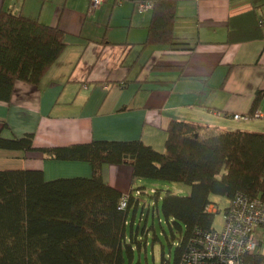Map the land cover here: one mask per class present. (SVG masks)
Instances as JSON below:
<instances>
[{
  "label": "crops",
  "instance_id": "1",
  "mask_svg": "<svg viewBox=\"0 0 264 264\" xmlns=\"http://www.w3.org/2000/svg\"><path fill=\"white\" fill-rule=\"evenodd\" d=\"M88 6L0 0V9L59 26L66 42L38 85L17 82L11 101H0V136L31 133L37 149L141 140L163 152L173 119L264 132V0H175V35L189 43L182 50L144 46L152 9L139 12L134 0H106L93 12ZM2 169H41L47 181L92 174L87 162L0 149ZM102 176L140 202L147 194L146 179L134 178L128 164L104 165Z\"/></svg>",
  "mask_w": 264,
  "mask_h": 264
},
{
  "label": "trees",
  "instance_id": "2",
  "mask_svg": "<svg viewBox=\"0 0 264 264\" xmlns=\"http://www.w3.org/2000/svg\"><path fill=\"white\" fill-rule=\"evenodd\" d=\"M152 2L144 46L186 49L189 43L175 35V0ZM65 47L59 26L0 9V101H11L17 82L38 85ZM166 134L163 152L141 140L37 149L31 133L0 136V149L40 151L54 160L87 162L92 167L90 177L50 181L41 169L0 170V264H133V244L141 243L133 232L128 235V214L141 204L140 195H125L105 182L102 169L107 164L130 165L134 178L189 187L186 196L167 191L162 198V213L181 238L174 261L162 253L161 264H183L189 247L215 229L218 209L213 195L230 201L242 193L264 202V132L173 119ZM153 195L158 199L159 190ZM125 196L127 206L121 209ZM210 205L216 211H209ZM255 259L260 262L263 255Z\"/></svg>",
  "mask_w": 264,
  "mask_h": 264
},
{
  "label": "built area",
  "instance_id": "3",
  "mask_svg": "<svg viewBox=\"0 0 264 264\" xmlns=\"http://www.w3.org/2000/svg\"><path fill=\"white\" fill-rule=\"evenodd\" d=\"M134 1L139 12L153 8L152 1ZM105 2L106 0H88L89 12L95 11ZM258 24L264 30V13L258 17ZM257 116L263 117L260 114ZM233 118L245 122L251 120L249 115L235 114ZM127 201L125 196L120 204L121 209L126 208ZM208 210L216 211V208L210 205ZM259 232H264V202L237 193L225 209L223 228L203 234L197 243L189 247L183 264H264ZM259 255H263V259L257 262L255 258Z\"/></svg>",
  "mask_w": 264,
  "mask_h": 264
},
{
  "label": "rangeland",
  "instance_id": "4",
  "mask_svg": "<svg viewBox=\"0 0 264 264\" xmlns=\"http://www.w3.org/2000/svg\"><path fill=\"white\" fill-rule=\"evenodd\" d=\"M146 182L147 194L141 196V204L137 210L131 209L128 214V235L130 236L133 232L134 237L141 243L140 247L137 243L133 244L132 263L161 264L162 253L165 258H169L171 255L170 260L173 262L181 233L176 230L173 233L170 224L164 217L161 210L162 198L167 191L186 196L189 194V187L181 183L157 179H146ZM154 189L159 190L160 197L158 199L153 195ZM212 200L218 209L214 228L221 230L225 223V209L229 205V200L220 195H213ZM155 238H157L156 241ZM258 238L261 241V250L264 252V232L263 234L259 232Z\"/></svg>",
  "mask_w": 264,
  "mask_h": 264
}]
</instances>
